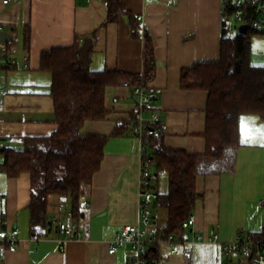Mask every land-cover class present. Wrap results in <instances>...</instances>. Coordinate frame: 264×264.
Instances as JSON below:
<instances>
[{"label":"crops","instance_id":"0c3cea01","mask_svg":"<svg viewBox=\"0 0 264 264\" xmlns=\"http://www.w3.org/2000/svg\"><path fill=\"white\" fill-rule=\"evenodd\" d=\"M120 1L124 10L117 20L108 21L109 9L104 0H10L8 4L0 0V24L12 35L9 42L0 43L18 61L17 66L7 69L0 91V152L6 147L21 149L24 137L48 136L58 128L51 95L52 75L41 69L43 52L58 47L79 49L90 37L91 71L138 74L144 70L148 35L156 58L155 77L149 87L158 96L154 107L160 113L163 142L190 155L206 153L209 95L205 90L182 88L181 75L196 63L220 59L224 0ZM131 17L136 19L135 25ZM261 59L251 56L254 65L262 66ZM105 106L106 119L87 121L81 129L82 134L109 139L100 170L81 197L89 207L82 210L79 221L70 217V197L51 194L47 230L43 236H33L30 174L10 178L2 167L5 156L0 154V224L19 228L21 238L18 250L0 259V264H129L133 253L128 245L118 247L113 254L109 252L116 233L125 225L140 224L156 235L167 225L168 221L162 227L151 228V221L141 220L142 142L131 120L137 99L130 97V87L123 80L107 86ZM127 121H131L130 129L114 135L117 125ZM262 122L264 119L257 114L241 115L240 144L228 147L221 160L203 162L196 180L200 198L191 215L194 222L183 225V236H169L189 243L174 253L166 241L169 237H159L163 242L152 247L158 264H198L201 258L224 264L221 245L195 241L196 237L219 234L223 241H230L238 234L256 236L262 232L264 128H256ZM152 173L156 194L166 193L160 191V186L167 173L161 172L157 178L153 166ZM73 221L81 235L69 239L59 224L68 226ZM185 248L192 252L190 259L182 253ZM148 258L149 264H157L151 262V253Z\"/></svg>","mask_w":264,"mask_h":264},{"label":"trees","instance_id":"16d2710c","mask_svg":"<svg viewBox=\"0 0 264 264\" xmlns=\"http://www.w3.org/2000/svg\"><path fill=\"white\" fill-rule=\"evenodd\" d=\"M108 21H115L123 11L120 0H106ZM247 5V11L251 10ZM233 9L227 4L223 11V38L218 61L196 63L184 69L181 86L188 90L208 92L207 151L204 155H190L182 150L167 147L159 136L148 137L146 156L156 168L168 175V190L157 193L154 208L168 211V223L156 236L168 238L173 234L183 236V223L193 213L200 194L196 189L197 176L204 161L221 160L228 147L238 146L240 140V116L257 114L264 119V66L251 62L253 35L264 34V29L249 27L247 34H229L228 23ZM135 25L136 19L131 17ZM29 35V31H28ZM29 42V37L27 39ZM41 69L52 75L51 95L55 102L57 130L48 136L24 137L21 149L6 147L3 169L10 178L23 173L31 177V232L43 236L49 224L48 205L51 194L70 197L72 218L82 219L80 200L85 187L100 170L104 149L109 137L85 135L81 129L87 121L104 120L108 116L105 92L109 85L120 80L129 87L149 86L155 77L156 58L148 35L145 36L144 70L138 74L119 71H91L89 77L80 61L77 47H58L43 52ZM158 97V96H157ZM156 97V99H157ZM132 122L136 125L135 112ZM131 121L119 123L114 135H122L130 129ZM264 239V229L255 236ZM151 262L158 264L157 254L151 249Z\"/></svg>","mask_w":264,"mask_h":264},{"label":"built area","instance_id":"2783aa9c","mask_svg":"<svg viewBox=\"0 0 264 264\" xmlns=\"http://www.w3.org/2000/svg\"><path fill=\"white\" fill-rule=\"evenodd\" d=\"M107 4L108 2L104 0ZM10 0H3L4 4H8ZM173 0H170L172 3ZM229 4L233 9L232 16L242 24H248L249 27L256 29H264V0H224V6ZM247 5L251 6V10L247 11ZM4 25L0 24V32L4 31ZM5 44L0 43V91L3 89L2 81L7 76V69L11 66H17L18 61L15 56L8 52ZM27 68V65L24 66ZM129 81L126 85H129ZM129 87V86H128ZM130 97L137 99V108L135 110L136 125L134 132L142 142V168L140 180V196H141V220L143 223H149L153 218L152 206L156 200L157 194L153 184L152 166L149 158L146 156L149 136H159L160 131L155 126L160 122V113L154 107L157 93L149 86H135L130 88ZM89 202L85 198L80 200L81 210H86ZM72 218V213H70ZM194 222V216L183 223L188 226ZM59 226L67 233L69 239L80 237L78 224L73 221L68 226L62 224ZM37 241L41 237H35ZM172 245L174 253L180 252L181 246H186L189 241L186 239H175L169 237L166 240ZM195 241H203L205 243L219 244L225 255L236 254L242 256L238 264H264V239H258L253 235L238 234L235 239L223 241L219 234L199 235ZM163 239L157 237L155 233H148L140 224H129L123 226L111 241L110 253H115L118 247L128 245L132 250V257L129 264H149V253L151 248L162 243ZM21 243L20 230L16 227H9L0 224V259L7 254L18 250ZM186 259H190L192 252L185 248L182 251Z\"/></svg>","mask_w":264,"mask_h":264},{"label":"rangeland","instance_id":"374dc122","mask_svg":"<svg viewBox=\"0 0 264 264\" xmlns=\"http://www.w3.org/2000/svg\"><path fill=\"white\" fill-rule=\"evenodd\" d=\"M240 24L241 23L239 21H237L234 16H232L230 18L229 23H228V27H229L231 33H237L239 31ZM251 43H252L251 44V54H252L251 56L252 57L254 55H256V57L260 56V58H262V59H261L259 64H262V66H264V34L253 35ZM256 128L263 129L264 128V122L257 125ZM153 173H154V171H153ZM161 175H162V173H161ZM154 182H156V180L153 179V184H154ZM168 184H169L168 176H167V174H164L163 178H161L160 191L166 192L168 190ZM152 212H153V217L157 216V220H154L153 218L151 219V222H150L151 228L162 227L167 223L168 211L166 208L158 207L156 209V208H154V206H152ZM228 256L225 254L224 255L222 254V260L224 261V264H231L232 262H236L239 259H242V261H244V258L242 256H238L236 254H232V255H228ZM198 264H212V263L207 258H201V260H199Z\"/></svg>","mask_w":264,"mask_h":264},{"label":"water","instance_id":"95a60500","mask_svg":"<svg viewBox=\"0 0 264 264\" xmlns=\"http://www.w3.org/2000/svg\"><path fill=\"white\" fill-rule=\"evenodd\" d=\"M249 31L248 24H242L239 26V33L240 34H247ZM12 38V35L8 31H1L0 32V42H9ZM93 41L92 38L88 37L84 40L82 46L78 49L80 61L83 64L85 73L91 77L90 74V55L89 52L92 48Z\"/></svg>","mask_w":264,"mask_h":264}]
</instances>
